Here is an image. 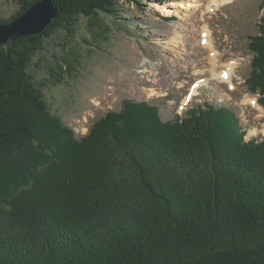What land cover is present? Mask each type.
Segmentation results:
<instances>
[{
	"label": "trees",
	"instance_id": "1",
	"mask_svg": "<svg viewBox=\"0 0 264 264\" xmlns=\"http://www.w3.org/2000/svg\"><path fill=\"white\" fill-rule=\"evenodd\" d=\"M37 1L16 0L0 23ZM119 1L54 0L41 34L0 45V264H264V138L246 140L233 110L163 121L126 99L77 139L46 104L79 58L39 81L32 56L57 30L73 39L79 16L106 40ZM258 29L244 82L264 106V15Z\"/></svg>",
	"mask_w": 264,
	"mask_h": 264
},
{
	"label": "rangeland",
	"instance_id": "2",
	"mask_svg": "<svg viewBox=\"0 0 264 264\" xmlns=\"http://www.w3.org/2000/svg\"><path fill=\"white\" fill-rule=\"evenodd\" d=\"M263 2L231 0L216 7L211 0H120L115 16L101 15L110 30L106 40L92 38L79 16L73 39L57 30L43 42L44 49L31 58L37 65L33 70L42 81L49 68L58 71L56 63L62 65L71 50L77 54L75 69L61 74L64 81L43 90L49 109L77 139L88 134L96 119L119 111L126 99L155 104L163 121L199 104L223 105L239 118L246 140L261 139L264 107L244 80L251 69L249 36L258 33ZM18 7L16 0H0V18ZM204 28L219 54L218 66L202 44ZM232 61L230 85L217 72ZM187 93L191 99L185 103Z\"/></svg>",
	"mask_w": 264,
	"mask_h": 264
},
{
	"label": "water",
	"instance_id": "3",
	"mask_svg": "<svg viewBox=\"0 0 264 264\" xmlns=\"http://www.w3.org/2000/svg\"><path fill=\"white\" fill-rule=\"evenodd\" d=\"M57 16L54 0H39L8 23H0V45L41 34Z\"/></svg>",
	"mask_w": 264,
	"mask_h": 264
},
{
	"label": "bare ground",
	"instance_id": "4",
	"mask_svg": "<svg viewBox=\"0 0 264 264\" xmlns=\"http://www.w3.org/2000/svg\"><path fill=\"white\" fill-rule=\"evenodd\" d=\"M212 1V5L219 7L222 3H226V2H230L231 0H211ZM206 34L205 35V39H204V49L207 51L208 55L211 57V63L215 66H218V61L217 59L219 58V54L216 52L213 42H211V38L209 36V29L208 28H204L203 30ZM203 34V35H204ZM221 65V64H220ZM219 65V66H220ZM236 65V61H232L229 62L224 65L223 67L217 72V77L221 80V81H225L227 82V84H232V80L230 81V78L233 76L232 74L234 73V67ZM215 66H212L214 69H217ZM232 75V76H231ZM226 76V78H225ZM201 80V79H200ZM230 82V83H228ZM201 81H200V85H201ZM194 95H196V92L194 93Z\"/></svg>",
	"mask_w": 264,
	"mask_h": 264
},
{
	"label": "snow or ice",
	"instance_id": "5",
	"mask_svg": "<svg viewBox=\"0 0 264 264\" xmlns=\"http://www.w3.org/2000/svg\"><path fill=\"white\" fill-rule=\"evenodd\" d=\"M206 35V34H205ZM225 78H226V76H225ZM253 104H255V102L253 101Z\"/></svg>",
	"mask_w": 264,
	"mask_h": 264
}]
</instances>
